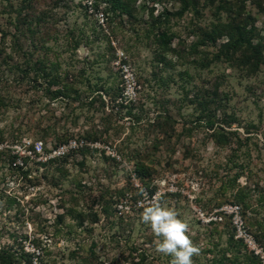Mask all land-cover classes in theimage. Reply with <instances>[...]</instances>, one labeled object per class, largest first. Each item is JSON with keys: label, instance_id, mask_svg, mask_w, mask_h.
<instances>
[{"label": "rangeland", "instance_id": "1", "mask_svg": "<svg viewBox=\"0 0 264 264\" xmlns=\"http://www.w3.org/2000/svg\"><path fill=\"white\" fill-rule=\"evenodd\" d=\"M129 1L127 18L31 0L19 50V0H0V264H172L142 220L157 193L187 224L193 264H264V65L208 37L232 16L264 53V0H226L219 18L204 0L182 17L178 0ZM35 141L58 151L22 165Z\"/></svg>", "mask_w": 264, "mask_h": 264}, {"label": "trees", "instance_id": "2", "mask_svg": "<svg viewBox=\"0 0 264 264\" xmlns=\"http://www.w3.org/2000/svg\"><path fill=\"white\" fill-rule=\"evenodd\" d=\"M95 3H107L109 5V9L116 13L119 17L125 16L129 18L131 16L130 12V1L129 0H93ZM207 7L213 9L218 16L220 17V13H229L230 5L226 0H204ZM257 1V0H255ZM31 0H19L17 7L14 9V16L10 18V25L15 33V35L11 38V44L14 45L19 50L21 49L19 46L20 40L27 39L30 35L34 34L35 24L33 18L24 13V9L28 8ZM179 7L174 14L176 17H182L184 13L192 11L197 12V7L199 5L200 0H178ZM258 10L264 14V6L257 1ZM217 18V19H218ZM247 24L244 22L236 21L232 16H226L225 20H221L219 18L215 23H211L208 33L209 40L211 43H214L218 38L223 35L226 36L228 43L230 44L233 51H237L238 49L243 48L245 51V59L244 63L249 64V67L253 68L258 67L259 65H264V53L261 48V44L259 42H253V34L252 30H246ZM4 32L2 33V37L4 38ZM156 42L160 44H168L170 41L169 30L166 28L157 29L155 33ZM2 38V39H3ZM78 43L76 42L74 48H76ZM25 54L23 53L22 56ZM55 82L51 78L49 80L48 87L46 91L51 94V98H56L63 94L62 90H50V86ZM197 107L205 113V117H207L204 125L207 130L211 131L213 135H217L214 129V115L213 111L210 110V106L208 102H198ZM198 109V108H197ZM166 112V110H163ZM202 114V113H201ZM200 115L196 118L197 122H199ZM228 125V123L224 122ZM66 138V137H65ZM233 264V263H232Z\"/></svg>", "mask_w": 264, "mask_h": 264}, {"label": "clouds", "instance_id": "3", "mask_svg": "<svg viewBox=\"0 0 264 264\" xmlns=\"http://www.w3.org/2000/svg\"><path fill=\"white\" fill-rule=\"evenodd\" d=\"M157 193L143 208L142 220L150 225L156 234V251L173 257L172 264H193L192 257L198 254L196 247L187 234V224L183 222L176 211L163 207Z\"/></svg>", "mask_w": 264, "mask_h": 264}, {"label": "built area", "instance_id": "4", "mask_svg": "<svg viewBox=\"0 0 264 264\" xmlns=\"http://www.w3.org/2000/svg\"><path fill=\"white\" fill-rule=\"evenodd\" d=\"M25 148L26 149L24 150V153L19 155L18 152H16L14 154L17 157L18 162L20 160H24L23 163H21L22 165L25 163V161L39 162L43 159L44 161H47L51 158L52 154L54 155L58 151L55 150L51 154L45 155V151H44L45 148L42 141H35L32 143V145L28 143L27 145H25Z\"/></svg>", "mask_w": 264, "mask_h": 264}]
</instances>
